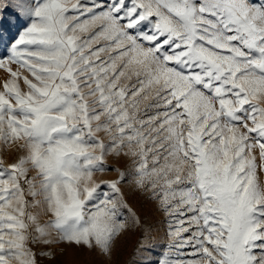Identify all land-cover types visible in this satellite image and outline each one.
Returning <instances> with one entry per match:
<instances>
[{"label": "snow or ice", "instance_id": "obj_1", "mask_svg": "<svg viewBox=\"0 0 264 264\" xmlns=\"http://www.w3.org/2000/svg\"><path fill=\"white\" fill-rule=\"evenodd\" d=\"M0 70V264L111 259L129 175L168 222L143 264H264V0L0 3Z\"/></svg>", "mask_w": 264, "mask_h": 264}, {"label": "rangeland", "instance_id": "obj_2", "mask_svg": "<svg viewBox=\"0 0 264 264\" xmlns=\"http://www.w3.org/2000/svg\"><path fill=\"white\" fill-rule=\"evenodd\" d=\"M0 3L9 5L12 0H0ZM11 14V7L3 13L6 20H12ZM18 27L19 25L12 23L9 25V30L15 33ZM5 77L6 73L0 70V82ZM18 155V153H13L11 149L0 151L5 166L14 162ZM107 163L112 168H118L121 171L127 170L129 173L133 167L129 158H110ZM116 176L117 173L114 171L97 174L98 178L104 179H113ZM133 180L134 177L129 175L128 182L122 185V190L128 208L140 218L141 225L131 228V230L119 236L115 242L111 259L100 256L96 251L76 248L65 243H55L32 246L36 252L51 253V255H39L37 257L38 264H143L142 257L149 256V253L138 252L137 249L141 246L151 249L149 258L153 262L159 259L164 252L168 251L166 248L169 243L167 236L168 222L163 212L159 210L157 202L149 199L146 193L136 189ZM128 215L125 212V218Z\"/></svg>", "mask_w": 264, "mask_h": 264}]
</instances>
